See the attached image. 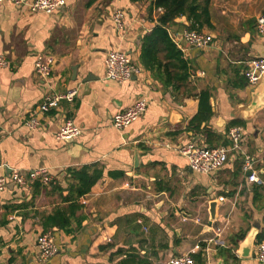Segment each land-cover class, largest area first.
<instances>
[{"label":"crops","instance_id":"1","mask_svg":"<svg viewBox=\"0 0 264 264\" xmlns=\"http://www.w3.org/2000/svg\"><path fill=\"white\" fill-rule=\"evenodd\" d=\"M153 1L66 0L52 15L0 4V58L7 62L0 64V176L46 166L55 177L49 185L10 183L0 191V264H165L187 253L198 264H264L256 257L264 239V109L246 111L261 82L254 87L244 75L251 59L264 57L256 28L264 0H211V25L200 31L213 41L204 49L178 38L190 30L186 16L169 25L190 71L176 91L141 63L142 37L163 12ZM117 8L127 11L125 33L115 29ZM111 50L128 53L142 74L123 83L106 79ZM39 54L56 58L49 79L35 71ZM77 86L81 94L73 102L39 111L47 92ZM203 90L211 92L213 114L193 128ZM139 99L148 101L147 110L128 128H115L113 116ZM33 115L41 126L30 130L25 121ZM67 119L83 132L58 140ZM236 126L262 183L248 180L243 155L232 153L205 174L193 171L181 152L190 143L228 144L227 132ZM78 173L93 180L82 195ZM253 230L252 255L242 256ZM44 232L61 247L49 259L40 257Z\"/></svg>","mask_w":264,"mask_h":264},{"label":"built area","instance_id":"2","mask_svg":"<svg viewBox=\"0 0 264 264\" xmlns=\"http://www.w3.org/2000/svg\"><path fill=\"white\" fill-rule=\"evenodd\" d=\"M12 2L16 6L26 7L31 12L43 11L47 14H54L62 6L66 5V0H0ZM126 10L117 8L113 12V22L118 33H125ZM256 28L259 34L264 38V14H260L256 19ZM187 44L195 45L198 49H204L211 45L213 36L200 30H185L182 38ZM0 64H7L6 60L1 57ZM56 64V58L49 54H39L35 61V71L41 79L52 77L53 69ZM106 79L123 83L139 76L143 68L134 62L130 55L124 51L111 50L108 52L106 61ZM245 77L252 86H257L264 75V57L251 59L249 67L244 72ZM81 94L80 86L67 89L61 93L47 92L44 101L39 107L42 113H48L60 106L62 101L73 102ZM148 101L139 99L130 107L117 112L112 119L113 126L119 130H124L137 121L140 116L147 110ZM30 130H35L41 126V120L37 115H33L25 121ZM83 128L76 124L72 119H67L56 133L58 140L68 141L80 136ZM228 144L220 146H198L190 143L181 149V152L188 158L190 168L197 173L210 174L222 168L230 158L232 153L243 155V170L248 173L250 182L262 183L254 170V161L252 157L243 152L242 142L244 140L242 127H232L227 132ZM55 177L51 174L46 166L23 172L20 169H11L10 175L0 176V191H3L10 183L20 187H26L30 182L39 181L43 185H49ZM224 197H220L223 200ZM85 202V200H81ZM40 247V257L49 259L61 250L60 245L56 242L51 232H44L38 236ZM256 257L260 263H264V239L258 244ZM13 264V263H10ZM165 264H198L192 254H182L171 257Z\"/></svg>","mask_w":264,"mask_h":264},{"label":"trees","instance_id":"3","mask_svg":"<svg viewBox=\"0 0 264 264\" xmlns=\"http://www.w3.org/2000/svg\"><path fill=\"white\" fill-rule=\"evenodd\" d=\"M152 5L163 12L158 18V24L142 37L141 63L144 68L152 70L165 87L176 91L187 82L190 71L188 62L171 38L168 27L182 16H186L191 22L190 30H201L205 25L210 26L211 0H154ZM210 98L209 90H203L199 94L200 108L190 123L193 128H199L202 122L211 118L213 113ZM212 135L213 133H208L210 139ZM77 176L82 185L78 192L82 195L87 192L93 180L88 179L84 173H78Z\"/></svg>","mask_w":264,"mask_h":264},{"label":"water","instance_id":"4","mask_svg":"<svg viewBox=\"0 0 264 264\" xmlns=\"http://www.w3.org/2000/svg\"><path fill=\"white\" fill-rule=\"evenodd\" d=\"M65 6H62L60 9H64ZM179 22L186 23L184 20H178ZM178 38L182 39L183 38V33H178ZM191 47L195 48V45H190ZM136 77V75L133 76V78ZM264 109V75L261 80V84L257 86L254 91H253V101L246 107V111L253 115L256 114L257 112L261 111ZM251 172H248V175H250ZM7 175H10V172L7 173ZM10 186H15L14 183H11ZM216 206L217 202L212 201L210 204V212H211V221L213 222L216 219ZM208 230H210L209 227H207ZM255 243V232L254 230L248 234L247 238L245 239L244 243L241 244V249L239 253L242 256H251L252 255V250L254 247Z\"/></svg>","mask_w":264,"mask_h":264},{"label":"rangeland","instance_id":"5","mask_svg":"<svg viewBox=\"0 0 264 264\" xmlns=\"http://www.w3.org/2000/svg\"><path fill=\"white\" fill-rule=\"evenodd\" d=\"M198 146H200V145H198Z\"/></svg>","mask_w":264,"mask_h":264}]
</instances>
